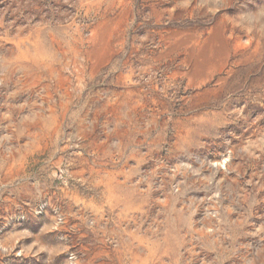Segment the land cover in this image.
Wrapping results in <instances>:
<instances>
[{"label": "rangeland", "instance_id": "rangeland-1", "mask_svg": "<svg viewBox=\"0 0 264 264\" xmlns=\"http://www.w3.org/2000/svg\"><path fill=\"white\" fill-rule=\"evenodd\" d=\"M0 264H264V0H0Z\"/></svg>", "mask_w": 264, "mask_h": 264}]
</instances>
